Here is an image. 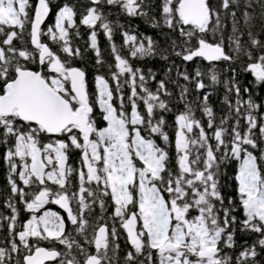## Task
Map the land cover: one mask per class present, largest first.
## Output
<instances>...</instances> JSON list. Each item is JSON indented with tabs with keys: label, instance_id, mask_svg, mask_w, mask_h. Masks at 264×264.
Wrapping results in <instances>:
<instances>
[{
	"label": "snow or ice",
	"instance_id": "obj_1",
	"mask_svg": "<svg viewBox=\"0 0 264 264\" xmlns=\"http://www.w3.org/2000/svg\"><path fill=\"white\" fill-rule=\"evenodd\" d=\"M262 93L264 0H0V264H264Z\"/></svg>",
	"mask_w": 264,
	"mask_h": 264
},
{
	"label": "trees",
	"instance_id": "obj_2",
	"mask_svg": "<svg viewBox=\"0 0 264 264\" xmlns=\"http://www.w3.org/2000/svg\"><path fill=\"white\" fill-rule=\"evenodd\" d=\"M59 2H61V0H54V3H59ZM111 18L114 19L115 17H111ZM120 20L123 22V21L126 20V18L121 16ZM132 23L136 24V25H139L141 31H146V32H149V33L154 31L152 29H149L139 19H133ZM80 30H81V33H82V39H80L78 41V43H79L80 47L83 49L84 47H86L85 41L87 40L88 33H87V30L85 29L84 26H81ZM114 41L116 42V44L118 46L122 44V37L119 35L118 31L114 35ZM98 42H99V46L101 48L102 55L105 57L106 60L112 61V58L109 55L110 49H109V46H108V41H107L106 37L103 35L102 30L100 32H98ZM94 60H95L94 53H92L91 50H89L88 52H86L84 54L83 66H85L87 68V71L89 73L88 79H89V89L90 90L94 89V74H95L94 68H93ZM76 63L79 65V64H81V61L77 60ZM105 71H106V66H105V68L101 69V73H103ZM249 78H251V77H249ZM111 83L112 82L110 81V84ZM262 94H264V93H262ZM211 102L214 105L218 104L219 103L218 96L214 95L213 97H211ZM198 115H199V113H198ZM93 116H94L98 126H104V122L102 121V118L100 116L98 107L94 110ZM168 119H169V121L172 120L171 115L168 117ZM168 131L170 133L172 132L170 127H169ZM157 142L160 143L159 140ZM78 161H79V152L77 150V151L72 152V154L70 155L69 163L72 164L74 167H78L79 166ZM229 174L230 175L232 174L231 170H230ZM6 176H7L6 165L3 163L2 160H0V190L5 189V187H6ZM228 191L229 192L232 191L231 187L228 189ZM129 207H131V206H129ZM45 208L51 209L52 211L59 212L57 207L54 206V204H52V203L47 204L45 206ZM3 210H4L3 209V202H2V198H0V211H3ZM97 211H98V209H97ZM109 211H111V209H109ZM59 213L61 215L65 216L61 212H59ZM25 216H27V213H22L21 218H24ZM100 223H104V221H100ZM111 223H112L111 221H108L109 231L111 229ZM118 231H120V233H121V238L118 241L120 246H121V252L118 255L121 258L120 259V264H123L122 257H123V254H124L123 253V249L125 248V240H124L125 233L123 232L122 229H119V228H118ZM247 239L249 240V242H251L252 237H247ZM42 246L50 247L52 245H50L48 242L45 241V242L42 243ZM55 246L58 247V248L62 247V246H59V245H55ZM92 250H94V249H92Z\"/></svg>",
	"mask_w": 264,
	"mask_h": 264
},
{
	"label": "water",
	"instance_id": "obj_3",
	"mask_svg": "<svg viewBox=\"0 0 264 264\" xmlns=\"http://www.w3.org/2000/svg\"><path fill=\"white\" fill-rule=\"evenodd\" d=\"M59 210L66 216V213L63 211V209H60V207L58 206ZM125 236H126V233H125ZM53 262H47V264H51Z\"/></svg>",
	"mask_w": 264,
	"mask_h": 264
},
{
	"label": "flooded vegetation",
	"instance_id": "obj_4",
	"mask_svg": "<svg viewBox=\"0 0 264 264\" xmlns=\"http://www.w3.org/2000/svg\"><path fill=\"white\" fill-rule=\"evenodd\" d=\"M42 210H43V209H42ZM42 210H41V211H42Z\"/></svg>",
	"mask_w": 264,
	"mask_h": 264
}]
</instances>
